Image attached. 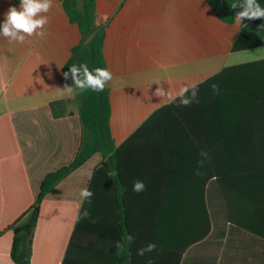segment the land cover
Segmentation results:
<instances>
[{
    "label": "crops",
    "instance_id": "crops-1",
    "mask_svg": "<svg viewBox=\"0 0 264 264\" xmlns=\"http://www.w3.org/2000/svg\"><path fill=\"white\" fill-rule=\"evenodd\" d=\"M9 7L19 10L20 4L0 0V25ZM46 15L43 38L10 43L0 36V121H9L18 151L16 175L21 168L24 177L11 188L26 202L37 200L48 173L73 162L82 139L74 100L83 91L61 90L74 86L63 73L82 35L60 0ZM96 24L106 26L115 150L106 159V180L104 174L94 180L92 227L85 243L76 245V264H264V240L229 222L227 201L213 177L219 171L226 185L250 184L259 191L258 129L244 131V123L256 124V108L237 92L254 80L224 76L207 83L225 70L264 60V48L234 53L244 20L223 22L206 0H96ZM193 83L197 97L188 107L154 95L158 87L175 94ZM56 102H64L56 108L59 117L52 110ZM166 107L171 109L151 120ZM103 161L101 153L95 154L46 196L41 264H50L54 251L55 264L63 263L85 202L79 193L89 188ZM244 169L251 170L250 180L243 179ZM137 179L146 185L139 194L132 190ZM7 184L2 172L0 197L8 196ZM66 210L73 223L63 233L57 221ZM16 213L17 207L8 215ZM57 235L58 250L51 245ZM129 235L132 241L118 251L115 242ZM149 243L156 250L138 256Z\"/></svg>",
    "mask_w": 264,
    "mask_h": 264
},
{
    "label": "trees",
    "instance_id": "trees-1",
    "mask_svg": "<svg viewBox=\"0 0 264 264\" xmlns=\"http://www.w3.org/2000/svg\"><path fill=\"white\" fill-rule=\"evenodd\" d=\"M13 1L20 4V0ZM60 1L71 23L78 26L82 35L81 42L72 49L71 57L64 67V73L69 72L72 65L79 66L81 63H86L90 70L97 67L108 68L104 56L106 26H97L96 24V0ZM206 2L217 13L219 18L228 24H233L235 13L242 11L239 7L236 9L230 7L233 3H241L242 0H206ZM257 3L264 7V0H257ZM263 48L264 18L244 19V26L241 28L233 46V52L238 53ZM237 70L238 73H231ZM224 76H235L241 80L251 77L254 80L253 84L251 82H248L249 85L245 83L242 91L238 89L237 92L245 102L250 101L256 108L254 114V119L256 118L254 123L256 124L244 123V131L248 132L252 126H254V129H258L259 137L257 141L261 148V153L258 156H254V158L258 157V176L256 179L260 180L261 186L258 192H254L255 188L253 189L250 184L242 185L241 187L226 185V180L219 171H213V177H217L227 201L229 222L264 240V60L225 70L223 75L217 76L207 83L218 82ZM69 77L71 76L69 75ZM74 102L78 107L82 125V139L79 151L71 164L45 176L40 186L39 196L35 202H31V199L26 202L21 195L14 191V188H11L14 182H17V179L24 180V177L21 168L18 171L19 176L16 175L17 166H15V159L18 157V151L9 121L6 117L0 121V174L4 172L5 179L8 180V196L5 198L3 196L0 197V264H41L40 247L42 242L39 230L42 226V213L46 196L97 153L103 155L104 161L95 172L89 189L93 190L94 180L101 174H104V180L107 178L108 164L106 159L108 154L115 150L111 133L112 106L110 90L107 84L102 92H93L89 89L77 96ZM63 104L64 102L52 104L55 117L60 116L56 112V108L63 106ZM170 109V107L163 108L151 120L165 114ZM5 166L7 169L2 171ZM242 175L245 180L252 178L251 170L249 169H244ZM227 182L230 183V181ZM20 187L19 184V189ZM91 206L92 198L90 203L85 200L73 226L62 264H76V245L78 242L85 243L86 232H89L92 227ZM16 207L18 214L16 213L15 217L10 218L8 214ZM85 211L89 213L87 217L83 215ZM69 212L68 210L62 213L59 212L58 231L61 230L63 233H67L71 229L73 216ZM59 238V235H57L52 239L51 245L53 249H59L61 245ZM184 253L183 251L180 252L178 262H181ZM57 256V251L52 252L49 263L55 264L58 259Z\"/></svg>",
    "mask_w": 264,
    "mask_h": 264
},
{
    "label": "clouds",
    "instance_id": "clouds-1",
    "mask_svg": "<svg viewBox=\"0 0 264 264\" xmlns=\"http://www.w3.org/2000/svg\"><path fill=\"white\" fill-rule=\"evenodd\" d=\"M54 6V0H20L19 10L16 7H9L5 14V19L2 25H0V36L8 39L11 42L25 43L27 37L39 36L43 38L46 33L43 31L45 25L48 23L47 13ZM231 8H241L235 20L237 23H241L242 20L248 19H260L264 18V7H261L257 0H242L241 3H233ZM65 79L71 76L74 82L73 87L65 85L64 92L72 94L75 89L80 91L91 90L93 92H102L105 89L106 84L112 80L113 74L110 69L97 67L93 70L89 69L86 63H81L79 66L72 65L69 72L63 73ZM159 84V83H157ZM214 91H218L216 85H212ZM155 96L161 98L164 103H174L179 100V106L188 107L196 100L197 97V85L195 83L190 85H183L179 91L173 94L170 90H165L163 87H158L154 93ZM31 142L29 141V144ZM201 156L207 157L206 152H201ZM202 163V161H201ZM201 173L197 171L196 175ZM146 189V185L141 180L133 181L132 190L139 194ZM81 201L87 200L91 202V198L94 193L89 188L85 187L81 189L79 193ZM84 217H87L89 213L85 211ZM131 235L127 236L124 241H116L115 247L118 251H122L128 243L132 241ZM156 250L155 243H149L145 247L137 250L138 256H144L146 253H150Z\"/></svg>",
    "mask_w": 264,
    "mask_h": 264
},
{
    "label": "rangeland",
    "instance_id": "rangeland-1",
    "mask_svg": "<svg viewBox=\"0 0 264 264\" xmlns=\"http://www.w3.org/2000/svg\"><path fill=\"white\" fill-rule=\"evenodd\" d=\"M235 56H238V55H235Z\"/></svg>",
    "mask_w": 264,
    "mask_h": 264
}]
</instances>
